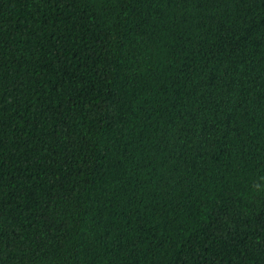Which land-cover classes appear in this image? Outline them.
<instances>
[{
    "label": "trees",
    "instance_id": "16d2710c",
    "mask_svg": "<svg viewBox=\"0 0 264 264\" xmlns=\"http://www.w3.org/2000/svg\"><path fill=\"white\" fill-rule=\"evenodd\" d=\"M0 264H264V0H0Z\"/></svg>",
    "mask_w": 264,
    "mask_h": 264
}]
</instances>
